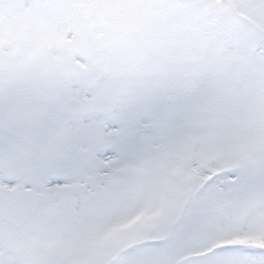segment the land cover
<instances>
[{
    "label": "snow or ice",
    "instance_id": "snow-or-ice-1",
    "mask_svg": "<svg viewBox=\"0 0 264 264\" xmlns=\"http://www.w3.org/2000/svg\"><path fill=\"white\" fill-rule=\"evenodd\" d=\"M0 264H264V0H0Z\"/></svg>",
    "mask_w": 264,
    "mask_h": 264
}]
</instances>
